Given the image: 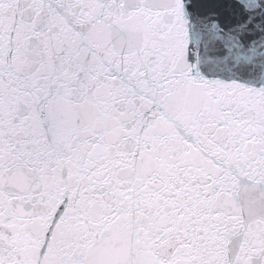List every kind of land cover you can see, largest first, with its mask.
I'll return each mask as SVG.
<instances>
[{"label":"snow or ice","instance_id":"obj_1","mask_svg":"<svg viewBox=\"0 0 264 264\" xmlns=\"http://www.w3.org/2000/svg\"><path fill=\"white\" fill-rule=\"evenodd\" d=\"M0 264H264V0H0Z\"/></svg>","mask_w":264,"mask_h":264}]
</instances>
